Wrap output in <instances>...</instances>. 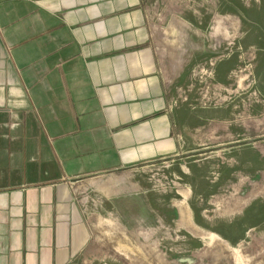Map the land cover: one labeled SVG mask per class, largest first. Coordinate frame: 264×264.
I'll return each mask as SVG.
<instances>
[{
  "label": "crops",
  "instance_id": "obj_1",
  "mask_svg": "<svg viewBox=\"0 0 264 264\" xmlns=\"http://www.w3.org/2000/svg\"><path fill=\"white\" fill-rule=\"evenodd\" d=\"M173 52L147 0H0V264H73L91 239L79 180L200 161L192 109L170 107Z\"/></svg>",
  "mask_w": 264,
  "mask_h": 264
},
{
  "label": "rangeland",
  "instance_id": "obj_2",
  "mask_svg": "<svg viewBox=\"0 0 264 264\" xmlns=\"http://www.w3.org/2000/svg\"><path fill=\"white\" fill-rule=\"evenodd\" d=\"M147 5L178 55L170 107L192 109L200 161L79 180L91 239L73 264H264V0Z\"/></svg>",
  "mask_w": 264,
  "mask_h": 264
},
{
  "label": "bare ground",
  "instance_id": "obj_3",
  "mask_svg": "<svg viewBox=\"0 0 264 264\" xmlns=\"http://www.w3.org/2000/svg\"><path fill=\"white\" fill-rule=\"evenodd\" d=\"M119 246H123V245H119ZM123 249H126V250L128 249V250H129L130 248H127V247L123 246ZM150 258H151V257H150ZM148 259H149V258H148Z\"/></svg>",
  "mask_w": 264,
  "mask_h": 264
},
{
  "label": "flooded vegetation",
  "instance_id": "obj_4",
  "mask_svg": "<svg viewBox=\"0 0 264 264\" xmlns=\"http://www.w3.org/2000/svg\"><path fill=\"white\" fill-rule=\"evenodd\" d=\"M218 145L214 146V147H217Z\"/></svg>",
  "mask_w": 264,
  "mask_h": 264
}]
</instances>
